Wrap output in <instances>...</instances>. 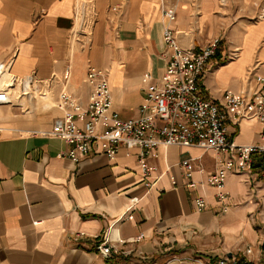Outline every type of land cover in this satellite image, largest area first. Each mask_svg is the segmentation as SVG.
<instances>
[{"label": "crops", "instance_id": "1", "mask_svg": "<svg viewBox=\"0 0 264 264\" xmlns=\"http://www.w3.org/2000/svg\"><path fill=\"white\" fill-rule=\"evenodd\" d=\"M162 3L175 9V20L164 18ZM260 7L264 0H94L90 31L74 33L81 29L76 0H0V62L12 58L11 72L33 74L39 87L55 77L54 102L66 69L67 90L85 102L88 67L105 68L113 107L126 119L139 114L141 75H163V28L169 25L185 48L199 50L223 37L221 57L211 58L199 80L201 92L220 103L253 66L264 72V12L257 20L236 16L228 31V11ZM235 47L239 56L224 59ZM29 107L0 104V264H215L221 257L245 256L264 261V179L256 174L257 159L253 174L228 173L230 207L224 211L216 189L205 183L216 168L213 150L155 148L147 160L151 174L163 176L148 191L137 149L126 155L120 148L114 159L90 153L76 163L59 154L69 144L41 134L60 110ZM226 125L229 140L258 141L257 119L229 113ZM189 157L195 159V187L187 185L181 164ZM198 195L206 199L203 210L196 207ZM107 233L116 246L109 256L96 248Z\"/></svg>", "mask_w": 264, "mask_h": 264}, {"label": "built area", "instance_id": "2", "mask_svg": "<svg viewBox=\"0 0 264 264\" xmlns=\"http://www.w3.org/2000/svg\"><path fill=\"white\" fill-rule=\"evenodd\" d=\"M225 1L220 0V3L224 4ZM161 7L164 18L175 20L176 11L172 6L162 3ZM77 17L76 0V19ZM81 31L82 29L74 30V33ZM178 34V30L169 25L164 26L166 50L162 55L166 59L165 69L159 79L150 72L141 75L140 91L144 93V99L137 116L124 119L113 107L107 69L95 65L88 67L84 79L88 88L85 102L67 90L70 71L66 69L64 86L55 99V106L61 113L55 118L51 129L41 131V134L60 138L69 144V148L59 154L76 163L90 153H103L114 159L120 148L125 149L126 155L137 149L139 167L147 179L148 191L163 176V173L154 176L151 174L152 167L147 156L155 148L179 145L211 149L216 154V168L207 175L205 183L216 189L215 197L222 202L223 210L227 211L230 203L227 201L228 193L225 188L229 172L253 174L258 161L259 170L256 174L264 179V75L249 73L237 90H225L221 102L217 103L201 92L199 80L211 58L220 49L223 37H213L197 50L183 47ZM238 56V47L223 53V58L227 60L236 59ZM12 63V58L0 62V104L22 106L13 100L12 89L15 87H20L24 94H29L28 87L33 92L50 93V84L55 77L39 87L33 74L17 76L12 73ZM229 113L240 118L257 119L261 124L258 141L237 144L234 140H229L226 125ZM194 160L189 157L181 163L185 167L187 185L193 187L197 185V181L192 178ZM171 180L172 183L176 182L173 176ZM195 204L198 210L206 208L205 197L198 195ZM96 248L102 255L109 256L116 246L111 243L107 233ZM124 252L130 253V250ZM250 252L251 249L248 248L246 255ZM195 260L197 264H210ZM215 264H264V261L254 262L247 256L242 259L221 257Z\"/></svg>", "mask_w": 264, "mask_h": 264}, {"label": "bare ground", "instance_id": "3", "mask_svg": "<svg viewBox=\"0 0 264 264\" xmlns=\"http://www.w3.org/2000/svg\"><path fill=\"white\" fill-rule=\"evenodd\" d=\"M91 0H77V19H76V27H83L87 20L86 17L88 16L87 13L90 7ZM6 78V75H4ZM29 94H24L21 92L20 87H15L12 89L13 100L15 103L21 104L23 107L31 106L33 108H42L44 110L51 109L54 107L55 102L51 98L50 93H38L33 92L31 87L27 88Z\"/></svg>", "mask_w": 264, "mask_h": 264}, {"label": "rangeland", "instance_id": "4", "mask_svg": "<svg viewBox=\"0 0 264 264\" xmlns=\"http://www.w3.org/2000/svg\"><path fill=\"white\" fill-rule=\"evenodd\" d=\"M262 8L261 7L260 8H254L253 11H251L249 9H246L244 11H240L238 9L237 10L235 9V11H228V13L231 15V18H232L230 20L229 25H228V31L230 30V28L233 27L234 23H231V22L235 21L236 16H238V17L241 16V18H243V19H249V18L251 19L253 17V15H255V20H257L260 17L261 13L263 15V12H264L263 9L264 8L263 9ZM93 13H94L93 0H91L90 1V7H89V13H87L88 16L86 17L87 22L85 25H82L83 27L77 28V29H79V28L82 29L81 33L82 32L88 33L90 31L92 20H93V16H92ZM224 49H225V47H224ZM251 74H263L264 75V72L255 70L254 66H253L251 68ZM29 108L32 109V107H29ZM263 224H264V222H263ZM229 259H231V258H229Z\"/></svg>", "mask_w": 264, "mask_h": 264}, {"label": "trees", "instance_id": "5", "mask_svg": "<svg viewBox=\"0 0 264 264\" xmlns=\"http://www.w3.org/2000/svg\"><path fill=\"white\" fill-rule=\"evenodd\" d=\"M221 53H222V51L219 49L215 56H218V58H220L221 57ZM263 249H264V244H263Z\"/></svg>", "mask_w": 264, "mask_h": 264}]
</instances>
